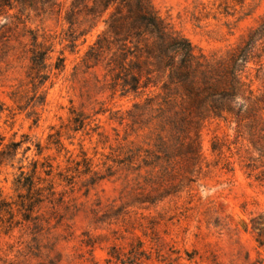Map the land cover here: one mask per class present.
Masks as SVG:
<instances>
[{
    "label": "rangeland",
    "instance_id": "374dc122",
    "mask_svg": "<svg viewBox=\"0 0 264 264\" xmlns=\"http://www.w3.org/2000/svg\"><path fill=\"white\" fill-rule=\"evenodd\" d=\"M29 2L0 13V264H264V0H151L211 61L195 86L250 51L240 117L208 116L142 61L125 93L110 55L85 56L103 24L72 46L65 8ZM35 162L55 194L25 221L14 203Z\"/></svg>",
    "mask_w": 264,
    "mask_h": 264
},
{
    "label": "trees",
    "instance_id": "16d2710c",
    "mask_svg": "<svg viewBox=\"0 0 264 264\" xmlns=\"http://www.w3.org/2000/svg\"><path fill=\"white\" fill-rule=\"evenodd\" d=\"M40 3L43 8L57 6L59 13L65 8L64 20L69 24L70 30H73V36L69 40L72 46L77 41L76 34L84 37L99 24H103L102 31L97 34L85 56L88 58L105 53L110 55L108 65L116 66L123 73L122 89L125 93H137L141 88L139 79L130 74L129 68L142 61L151 68L148 75L155 73L160 78L162 89L181 86L198 102L204 101L208 116L240 117V108L256 99L251 89L252 82L246 83L242 80L250 51L232 56L231 65L219 74L220 79L215 80L216 84L206 79L202 87L195 86V76L207 75L213 66L211 61L205 56L195 55L191 43L171 29L151 0H40ZM15 6H19L21 10L31 8L29 0H0V13L4 11L6 21L12 17L9 11ZM78 23L87 25L88 29L76 32L74 27ZM32 41L38 46L37 37L33 36ZM47 54L33 49L31 62L34 66L41 67L45 65ZM63 67L64 59L58 58L55 69L62 70ZM222 83L226 85V89L219 88ZM238 99L241 104L236 102ZM237 105L238 111L235 110ZM83 161L87 162V159ZM44 173L50 178L51 172ZM38 174V163L35 162L30 175L24 176L21 172L20 178L23 182L18 181L26 193L18 196L19 200L14 205L25 221L31 220L33 211L44 199L55 194L51 184L39 186L43 179L37 177ZM12 205L8 203L5 206L10 215L14 212ZM3 210L0 208V212Z\"/></svg>",
    "mask_w": 264,
    "mask_h": 264
}]
</instances>
